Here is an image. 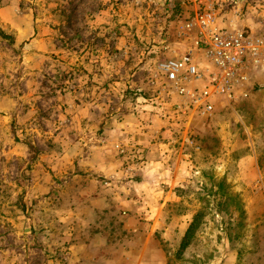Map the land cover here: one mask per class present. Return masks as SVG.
I'll use <instances>...</instances> for the list:
<instances>
[{"label":"rangeland","instance_id":"1","mask_svg":"<svg viewBox=\"0 0 264 264\" xmlns=\"http://www.w3.org/2000/svg\"><path fill=\"white\" fill-rule=\"evenodd\" d=\"M198 10L261 47L210 113ZM0 264H264V0H0Z\"/></svg>","mask_w":264,"mask_h":264},{"label":"built area","instance_id":"2","mask_svg":"<svg viewBox=\"0 0 264 264\" xmlns=\"http://www.w3.org/2000/svg\"><path fill=\"white\" fill-rule=\"evenodd\" d=\"M185 26L195 33L196 45L204 54L205 67H200L190 54H184L160 60L153 79L166 83L178 96L194 104L200 103L198 107L210 113L216 99L228 102L235 99L238 86L246 81L247 63L256 60L261 47L243 31L218 27L210 11H195ZM198 82L203 85L201 89L195 86Z\"/></svg>","mask_w":264,"mask_h":264},{"label":"trees","instance_id":"3","mask_svg":"<svg viewBox=\"0 0 264 264\" xmlns=\"http://www.w3.org/2000/svg\"><path fill=\"white\" fill-rule=\"evenodd\" d=\"M216 194H220L223 195V184H219V189L218 192H216ZM198 218L199 216L197 215L193 222L191 223V225L189 226L188 230L186 231L182 243L180 245V249H179V255L188 247L190 241L192 240L193 236H194V232L198 226Z\"/></svg>","mask_w":264,"mask_h":264}]
</instances>
